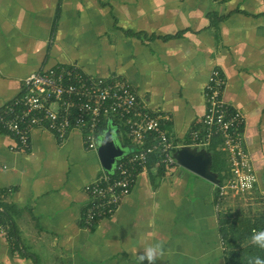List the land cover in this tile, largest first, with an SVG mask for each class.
I'll list each match as a JSON object with an SVG mask.
<instances>
[{"label":"crops","instance_id":"1","mask_svg":"<svg viewBox=\"0 0 264 264\" xmlns=\"http://www.w3.org/2000/svg\"><path fill=\"white\" fill-rule=\"evenodd\" d=\"M73 63L123 78L179 141L200 125L205 84L218 68L264 179V0H0V109L27 75ZM106 129L120 156L136 148L118 118L104 117L97 140ZM203 148L219 153L223 173L219 139ZM102 170L79 129L59 142L33 128L26 148L0 129V206L11 232L0 233V264H140L156 244L154 264H225L217 185L179 164L151 166L112 216L85 226L83 185Z\"/></svg>","mask_w":264,"mask_h":264},{"label":"built area","instance_id":"2","mask_svg":"<svg viewBox=\"0 0 264 264\" xmlns=\"http://www.w3.org/2000/svg\"><path fill=\"white\" fill-rule=\"evenodd\" d=\"M226 80L218 68H212L204 88L205 112L198 127H192L184 139L174 140L161 127L165 118L141 105L135 92L121 77L104 79L84 73L73 63L33 72L23 79L21 91L0 109V129L26 148L33 128L50 131L62 142L72 129L82 131L85 147L95 149L97 127L108 116L125 125L127 138L135 145L129 154L119 156L110 171L83 185L89 201L82 222L91 226L112 216L127 196L138 173L146 171L153 154V166L172 169L173 157L182 145L207 147L219 139L226 155L227 170L217 185L221 195L244 194L255 189L258 179L252 157L245 146V116L223 98ZM0 233L10 239L0 206Z\"/></svg>","mask_w":264,"mask_h":264},{"label":"trees","instance_id":"3","mask_svg":"<svg viewBox=\"0 0 264 264\" xmlns=\"http://www.w3.org/2000/svg\"><path fill=\"white\" fill-rule=\"evenodd\" d=\"M103 119L104 118H102L98 124L97 134L101 131L100 124ZM218 154L219 153L214 151L211 153L213 161L211 169L217 172L220 182L224 177L221 169L224 164L222 161L218 160L220 159ZM157 157L158 154H153L147 167L153 166L154 160H156ZM162 167L163 166H158L157 168L161 169ZM216 197L220 200L218 192L216 193ZM3 214H5L4 209ZM238 223H240L241 226L237 225L234 221L230 222L227 219H219V233L223 243H225V264H255L257 258L264 260V247H260L251 240L253 233L264 230V212H254L251 217H242L239 219Z\"/></svg>","mask_w":264,"mask_h":264},{"label":"water","instance_id":"4","mask_svg":"<svg viewBox=\"0 0 264 264\" xmlns=\"http://www.w3.org/2000/svg\"><path fill=\"white\" fill-rule=\"evenodd\" d=\"M95 150L102 169L106 171L112 170L114 162L123 153L109 129L104 130L100 135ZM173 157L180 166L218 185L219 178L217 173L211 169L212 156L207 149L182 145L174 150Z\"/></svg>","mask_w":264,"mask_h":264},{"label":"rangeland","instance_id":"5","mask_svg":"<svg viewBox=\"0 0 264 264\" xmlns=\"http://www.w3.org/2000/svg\"><path fill=\"white\" fill-rule=\"evenodd\" d=\"M119 138L122 133H119ZM257 175V174H256ZM259 179V184L255 189L244 194L227 193L220 196L219 200V219L234 221L241 226L239 219L242 217H251L255 212H264V179ZM263 184V185H262ZM225 246V243H224Z\"/></svg>","mask_w":264,"mask_h":264},{"label":"clouds","instance_id":"6","mask_svg":"<svg viewBox=\"0 0 264 264\" xmlns=\"http://www.w3.org/2000/svg\"><path fill=\"white\" fill-rule=\"evenodd\" d=\"M251 240L253 243L264 247V230L253 233ZM160 245H149L143 249L142 254L139 255L140 264H143V261L147 260L148 264H154V261L160 255ZM255 264H264V260L259 258L256 259Z\"/></svg>","mask_w":264,"mask_h":264},{"label":"flooded vegetation","instance_id":"7","mask_svg":"<svg viewBox=\"0 0 264 264\" xmlns=\"http://www.w3.org/2000/svg\"><path fill=\"white\" fill-rule=\"evenodd\" d=\"M258 184H259V179H258ZM260 185V184H259ZM263 185V184H262Z\"/></svg>","mask_w":264,"mask_h":264}]
</instances>
